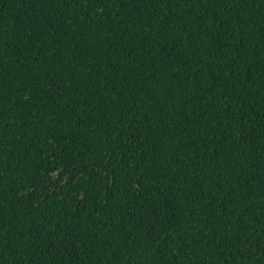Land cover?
<instances>
[{
  "label": "trees",
  "instance_id": "obj_1",
  "mask_svg": "<svg viewBox=\"0 0 264 264\" xmlns=\"http://www.w3.org/2000/svg\"><path fill=\"white\" fill-rule=\"evenodd\" d=\"M0 264H264V0H0Z\"/></svg>",
  "mask_w": 264,
  "mask_h": 264
}]
</instances>
